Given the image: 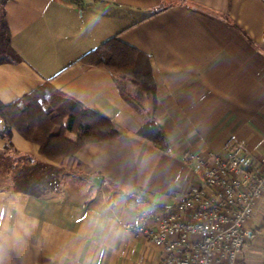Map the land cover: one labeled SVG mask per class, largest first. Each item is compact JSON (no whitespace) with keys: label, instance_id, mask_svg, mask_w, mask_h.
Here are the masks:
<instances>
[{"label":"crops","instance_id":"crops-1","mask_svg":"<svg viewBox=\"0 0 264 264\" xmlns=\"http://www.w3.org/2000/svg\"><path fill=\"white\" fill-rule=\"evenodd\" d=\"M4 19L0 103L49 84L119 133L54 160L0 137L4 264H158L169 252L138 233V207L165 218L231 142L264 165V0H8ZM116 36L149 57L154 97L75 64ZM149 121L167 151L138 134ZM245 230L237 264H264V192Z\"/></svg>","mask_w":264,"mask_h":264},{"label":"built area","instance_id":"built-area-1","mask_svg":"<svg viewBox=\"0 0 264 264\" xmlns=\"http://www.w3.org/2000/svg\"><path fill=\"white\" fill-rule=\"evenodd\" d=\"M202 177L165 218H156L154 209L138 207V233L169 252L158 264H237L247 236L245 224L264 192V165L253 169L244 146L231 142L221 156L212 157ZM181 214L191 221L182 220ZM153 218L158 224L155 232L146 226ZM173 233L179 238L170 242ZM194 235L196 241L189 239Z\"/></svg>","mask_w":264,"mask_h":264},{"label":"trees","instance_id":"trees-1","mask_svg":"<svg viewBox=\"0 0 264 264\" xmlns=\"http://www.w3.org/2000/svg\"><path fill=\"white\" fill-rule=\"evenodd\" d=\"M7 1L0 0V49L9 48L4 19ZM75 64L128 77L140 93L148 97L155 96L149 57L117 36L83 55ZM82 109L78 102L56 92L49 84H44L11 104L0 103V117L4 123L0 137H9L13 130L25 141L35 144L38 154L47 160L72 157L85 145L105 143L118 137L119 133L109 119L97 112ZM138 134L161 152L167 151L164 136L155 122L146 123Z\"/></svg>","mask_w":264,"mask_h":264},{"label":"clouds","instance_id":"clouds-1","mask_svg":"<svg viewBox=\"0 0 264 264\" xmlns=\"http://www.w3.org/2000/svg\"><path fill=\"white\" fill-rule=\"evenodd\" d=\"M3 251H4V247H3V238L0 237V264H4V260H3Z\"/></svg>","mask_w":264,"mask_h":264},{"label":"rangeland","instance_id":"rangeland-1","mask_svg":"<svg viewBox=\"0 0 264 264\" xmlns=\"http://www.w3.org/2000/svg\"><path fill=\"white\" fill-rule=\"evenodd\" d=\"M0 19H1V7H0ZM1 35H2V24H1V22H0V43H1ZM138 90V89H137ZM139 92V91H138ZM140 93V92H139ZM140 94H142V93H140ZM142 95H144V94H142Z\"/></svg>","mask_w":264,"mask_h":264}]
</instances>
